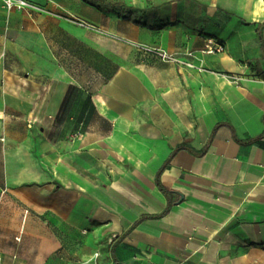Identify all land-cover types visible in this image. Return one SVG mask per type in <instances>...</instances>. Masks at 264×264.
Returning <instances> with one entry per match:
<instances>
[{
  "label": "crops",
  "instance_id": "crops-1",
  "mask_svg": "<svg viewBox=\"0 0 264 264\" xmlns=\"http://www.w3.org/2000/svg\"><path fill=\"white\" fill-rule=\"evenodd\" d=\"M27 1L0 0V264H264V0Z\"/></svg>",
  "mask_w": 264,
  "mask_h": 264
},
{
  "label": "built area",
  "instance_id": "built-area-1",
  "mask_svg": "<svg viewBox=\"0 0 264 264\" xmlns=\"http://www.w3.org/2000/svg\"><path fill=\"white\" fill-rule=\"evenodd\" d=\"M4 7L7 10L11 9H18V10H28L29 8H32L33 5H31L27 0H3ZM71 21L81 27H87L90 28L91 25L81 19H71ZM142 52L143 55H149L156 57L162 61L166 62H179V59L177 57L176 53H170L155 47H149V46H138ZM223 51V45L220 42H217L215 40L209 39L205 45L204 52L206 53H218ZM0 262H1V251H0Z\"/></svg>",
  "mask_w": 264,
  "mask_h": 264
},
{
  "label": "trees",
  "instance_id": "trees-1",
  "mask_svg": "<svg viewBox=\"0 0 264 264\" xmlns=\"http://www.w3.org/2000/svg\"><path fill=\"white\" fill-rule=\"evenodd\" d=\"M202 152H199L198 154H201ZM171 157V155H170ZM162 169H160L158 172H157V175H156V184L157 186L165 193V194H168L169 191H167L160 183V180H159V176H160V172H161Z\"/></svg>",
  "mask_w": 264,
  "mask_h": 264
},
{
  "label": "rangeland",
  "instance_id": "rangeland-1",
  "mask_svg": "<svg viewBox=\"0 0 264 264\" xmlns=\"http://www.w3.org/2000/svg\"><path fill=\"white\" fill-rule=\"evenodd\" d=\"M0 153H1V151H0ZM2 201H0V205H2V203H1Z\"/></svg>",
  "mask_w": 264,
  "mask_h": 264
}]
</instances>
